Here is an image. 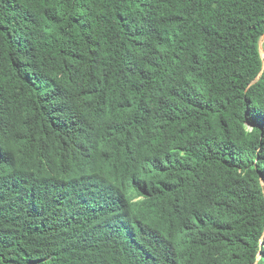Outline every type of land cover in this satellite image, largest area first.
Instances as JSON below:
<instances>
[{
    "label": "trees",
    "instance_id": "obj_1",
    "mask_svg": "<svg viewBox=\"0 0 264 264\" xmlns=\"http://www.w3.org/2000/svg\"><path fill=\"white\" fill-rule=\"evenodd\" d=\"M263 39L264 0H0V264H264Z\"/></svg>",
    "mask_w": 264,
    "mask_h": 264
},
{
    "label": "water",
    "instance_id": "obj_2",
    "mask_svg": "<svg viewBox=\"0 0 264 264\" xmlns=\"http://www.w3.org/2000/svg\"><path fill=\"white\" fill-rule=\"evenodd\" d=\"M262 43H263V40H262ZM262 43H261V54H262V57L264 58V49L262 47Z\"/></svg>",
    "mask_w": 264,
    "mask_h": 264
},
{
    "label": "bare ground",
    "instance_id": "obj_3",
    "mask_svg": "<svg viewBox=\"0 0 264 264\" xmlns=\"http://www.w3.org/2000/svg\"><path fill=\"white\" fill-rule=\"evenodd\" d=\"M263 42H264V39H263ZM263 44V43H262Z\"/></svg>",
    "mask_w": 264,
    "mask_h": 264
}]
</instances>
